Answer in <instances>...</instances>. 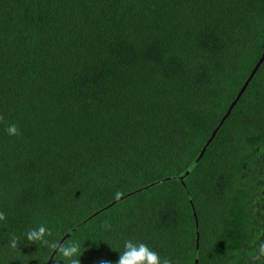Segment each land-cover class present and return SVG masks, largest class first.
<instances>
[{
	"label": "trees",
	"instance_id": "1",
	"mask_svg": "<svg viewBox=\"0 0 264 264\" xmlns=\"http://www.w3.org/2000/svg\"><path fill=\"white\" fill-rule=\"evenodd\" d=\"M263 53L264 0H0V264H264Z\"/></svg>",
	"mask_w": 264,
	"mask_h": 264
},
{
	"label": "clouds",
	"instance_id": "2",
	"mask_svg": "<svg viewBox=\"0 0 264 264\" xmlns=\"http://www.w3.org/2000/svg\"><path fill=\"white\" fill-rule=\"evenodd\" d=\"M9 135H17L18 129L15 124H11L7 128ZM0 219H3V213H0ZM27 241L30 243L39 242L43 245H50L52 248H56L57 245L47 239L51 236V229L46 228L44 225H40L37 228H31L24 233ZM10 247L12 249L17 248V238L12 237L10 240ZM124 251L119 255L117 264H172V261L168 258L161 259L157 252L151 250L149 246L143 242L133 240H126L123 244ZM60 259L64 261V264H80L79 257V245L75 242L68 244L67 246L59 247ZM104 264V262H102Z\"/></svg>",
	"mask_w": 264,
	"mask_h": 264
},
{
	"label": "water",
	"instance_id": "3",
	"mask_svg": "<svg viewBox=\"0 0 264 264\" xmlns=\"http://www.w3.org/2000/svg\"><path fill=\"white\" fill-rule=\"evenodd\" d=\"M264 62V53L259 61V63L255 66V68L253 69L249 79L246 81L245 85L243 86V88L241 89L239 95L237 96L236 100L233 102V104L230 106V109L228 110L226 116L223 118V120L220 123L219 128L224 124V122L226 121V119L228 118V116L231 114L232 109L234 108V106L237 104V102L239 101V99L241 98L242 94L245 92L246 88L248 87L250 80L254 77V75L256 74V72L258 71L259 67L261 66V64ZM219 128L214 132L213 137L216 135L217 131L219 130ZM69 237V235L67 236ZM65 241V238L60 242L58 248L55 250V253L53 254V256L51 257L50 261L48 264H50L52 262V259L54 257V255L56 254V252L58 251L59 247L63 244V242Z\"/></svg>",
	"mask_w": 264,
	"mask_h": 264
}]
</instances>
